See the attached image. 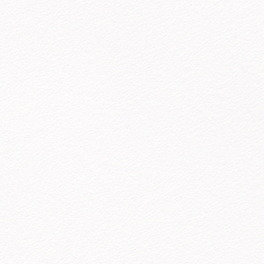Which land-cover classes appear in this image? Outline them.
Wrapping results in <instances>:
<instances>
[{
    "label": "snow or ice",
    "instance_id": "6c2138e0",
    "mask_svg": "<svg viewBox=\"0 0 264 264\" xmlns=\"http://www.w3.org/2000/svg\"><path fill=\"white\" fill-rule=\"evenodd\" d=\"M0 264H264V0H0Z\"/></svg>",
    "mask_w": 264,
    "mask_h": 264
}]
</instances>
